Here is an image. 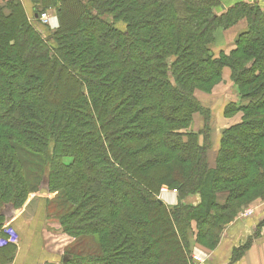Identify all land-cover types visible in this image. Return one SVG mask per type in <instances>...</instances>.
<instances>
[{"label":"trees","instance_id":"1","mask_svg":"<svg viewBox=\"0 0 264 264\" xmlns=\"http://www.w3.org/2000/svg\"><path fill=\"white\" fill-rule=\"evenodd\" d=\"M34 1L58 20L45 36L31 23L42 8L0 7V228L2 210L44 180L77 237L65 264H192V222L214 248L239 207L264 196V13L241 1L220 14L219 0ZM243 17L234 48L215 58L214 29ZM223 67L238 93L225 114L242 116L209 167L210 112L194 92H209ZM197 112L207 123L192 131ZM162 185L176 189L173 206Z\"/></svg>","mask_w":264,"mask_h":264},{"label":"crops","instance_id":"2","mask_svg":"<svg viewBox=\"0 0 264 264\" xmlns=\"http://www.w3.org/2000/svg\"><path fill=\"white\" fill-rule=\"evenodd\" d=\"M25 1L27 0H22L23 4ZM240 1L246 0H225L227 5L222 4L221 7L222 9L224 7L228 8ZM260 4L264 7L263 0L260 1ZM31 10L32 13L30 15L33 16V9L31 8ZM51 23L57 26V19L52 17ZM246 27L247 21L245 18H241L227 28H217L214 30L211 41L209 42V49L212 50V53L214 52V54L217 55L220 51L224 50L225 52L226 46L232 48L237 36L240 32L245 30ZM219 32L220 34H218ZM217 41H221V44L217 45ZM197 91L201 93L200 95L196 94L199 97L200 104L206 107L211 115L209 130L211 147L207 152V162L209 167H214L216 165L221 134L228 127L239 123L242 116L240 110L225 114L227 105L238 100L237 90L230 78V69L228 67H223L220 81L213 86L210 92ZM194 117L195 115L192 118L189 129L197 131L202 128L203 119L200 116L198 121L199 128L196 129L194 126L196 119ZM201 138L202 137L199 136V140H201ZM216 197L217 203H222L226 198V192H219ZM162 201L166 205L172 206L177 202V195L166 194ZM186 201L191 204H197L199 195L193 194L187 197ZM244 209H250L252 213L250 215H243L242 211ZM20 213H22V208L18 214ZM22 216L19 217L22 219H20L17 225L18 229L21 231V243L19 247L13 251L14 253L9 259H6L8 250L4 248L0 249V264H47L62 259L64 254H59L57 252V247L52 248V246H50L51 243L49 244V241L47 242L43 235L41 237L43 229L49 228L44 226V215L41 216L39 210H37L35 214L31 211H26V213H22ZM52 230L54 231V229ZM60 234L63 235V233ZM61 241H63V239ZM247 242V246L242 248L239 257L233 259L234 249L245 245ZM63 244L64 243L61 245ZM2 245L3 244H0V247ZM208 257H210V254ZM208 257L199 264H264V196L255 198L251 202L239 207L233 220L225 226L219 243L212 251L211 259Z\"/></svg>","mask_w":264,"mask_h":264},{"label":"rangeland","instance_id":"3","mask_svg":"<svg viewBox=\"0 0 264 264\" xmlns=\"http://www.w3.org/2000/svg\"><path fill=\"white\" fill-rule=\"evenodd\" d=\"M11 1L12 0H1L0 1V7L4 10L5 13L9 12V10H8L9 9L8 8V3L11 2ZM19 1L21 2V4L23 6V9H24L27 17H31L32 16V15H30L32 13L31 8L33 9L34 6H36L38 8H42L41 4L35 2L34 0H27V1H25L24 4H23L24 1L23 2H22V0H19ZM260 1L261 0H246V1H241V2H244L245 4L246 3L247 4L248 3L255 4L264 13V7H262V5L260 4ZM224 2H225V0H219V6H216V8L214 9L215 13L220 14V13H222V11H224L225 9H227L225 7L222 9V7H221L222 4L223 5L226 4V2L225 3ZM263 2H264V0H263ZM42 12H44L46 14V17H47L46 22H42L41 20H39V21H34V22L31 21V23L35 27H37V29L42 33V35L45 36V35L49 34L50 32H53L56 29L57 26H55V25H53L51 23V18L52 17L57 18V17H56V14H55V11H54L53 8L45 9V10H43V8H42ZM243 18H245V17H243ZM245 20H246V18H245ZM57 25H58V20H57ZM217 28H222V27H217ZM216 29H214V30H216ZM218 34H220V32ZM216 44L217 45H220L221 44V41H217ZM234 46H235V44H234ZM234 46L232 48H234ZM226 47H225V49H226L225 52H229L232 49L231 47L230 48L229 47L226 48ZM12 54H13V51L12 50H9V54L8 55H12ZM212 54L216 58V57H218V54L219 53L217 55H215L214 52H213ZM196 94L200 95L201 93H199L197 90L194 92L195 98L199 101V97ZM237 97H238V95H237ZM235 103H236V101H235ZM23 111H25V110H23ZM234 112L235 111H233L232 113H234ZM199 114H200L199 112H197V113L194 114L195 115L194 118L196 119L194 126H195L196 129L199 128L198 121H199L200 116H201L202 119H203V125H202V128L199 129V130H203V129H205L204 124H206L207 122L204 121L203 115L200 114V116H199ZM210 119H211V115H210L209 122H208L209 125H210ZM189 127H188V129H189ZM199 130H197V131H199ZM6 131L7 132H13L12 130H6ZM199 136L202 137V135H199ZM221 136H222V134H221ZM201 140H202V138H201ZM201 140H199V142H202ZM19 151H22V149L21 150L19 149ZM29 168H31V167L30 166L25 167L26 170H28ZM40 175L43 176L44 175V172L43 173H40ZM39 178H40V176H39ZM36 186H37V184L35 183V185H33V189L29 190L27 192V195L25 196V198L22 199L21 204H20V206H21L20 208H22V213H26V211H31L32 213L35 214V212L37 210H39L41 216L44 215V217H45L44 220H43L44 226H46V228L47 227H49V228H47V229L44 228L43 229V232L41 233V237L43 235V237L47 240V242L49 241V244L51 243L50 246H52V248L57 247V249H58L57 252L59 254L62 255V254H65V253H69V250L71 251V248H73V246L77 250L78 249V247L76 246V241H77L76 238L77 237H75L74 235H71V234L67 233L64 230V227L60 224L59 215L54 214L52 212L51 201L56 196V193L57 192L56 191L50 192L49 195H47V196L38 195L36 193ZM163 186L167 187L166 185H163ZM194 194H196V193H194ZM176 195H178V194L176 193ZM167 206L170 207V205H167ZM22 213L16 215L8 223H4L3 222V224H2V226L0 228V243H3V241H8L9 238L12 239L8 243H6L5 246L3 244L0 247V249H2V248H7L8 249V256L7 257L5 256L6 259H9L10 257H12V254L14 253L13 251L17 247H19V245L21 243V240H22L21 231L18 229L17 225L19 224L20 219H22V218H19V217L22 216ZM52 229H54V231ZM56 231H58L59 233L56 232ZM196 231H197V225H196L195 222H192L191 223V228H190V239H191V242H192L191 248L193 246H196L200 250L203 249L204 251H206L207 253L210 254V257H208V258L211 259V257H212V251H213V249L217 245L214 248L205 247L204 245H202L201 243L198 242ZM223 231H224V229H223ZM223 231L221 233V236L223 234ZM60 233H63V235L60 234ZM221 236H220V239H221ZM62 239H63V241H61ZM95 239H96L95 236H89V237L87 236V237L84 238V240H85L84 244L87 247H91V249L93 247H95V246L97 248V245L99 246V243ZM62 243H64V244L61 245ZM55 262H51V263H47V264H65L64 261H62V259H58Z\"/></svg>","mask_w":264,"mask_h":264},{"label":"built area","instance_id":"4","mask_svg":"<svg viewBox=\"0 0 264 264\" xmlns=\"http://www.w3.org/2000/svg\"><path fill=\"white\" fill-rule=\"evenodd\" d=\"M39 20H41L42 22H46L47 17H46V14L44 12H41L39 14ZM176 193H177L176 189H170V188L162 185L159 189V192H158V198H160L161 200L162 199L164 200V196L166 194H176ZM251 213H252V211L250 209H244L242 211L243 215H250ZM11 240L12 239L9 238L8 241H3V243H0V244L5 245L6 243H8ZM208 255L209 254L206 251H203L202 249L200 250L198 247L193 246L191 249V253H190L191 262L193 264L202 263L208 257Z\"/></svg>","mask_w":264,"mask_h":264},{"label":"water","instance_id":"5","mask_svg":"<svg viewBox=\"0 0 264 264\" xmlns=\"http://www.w3.org/2000/svg\"><path fill=\"white\" fill-rule=\"evenodd\" d=\"M36 193L38 195H42V196H47L49 195L50 191H49V187L47 184V181L42 180ZM21 208H13L11 205L10 206H6L3 210H2V214H3V222L4 223H8L11 219H13L19 212H20ZM67 259V257L64 255L62 257V260L65 261Z\"/></svg>","mask_w":264,"mask_h":264}]
</instances>
